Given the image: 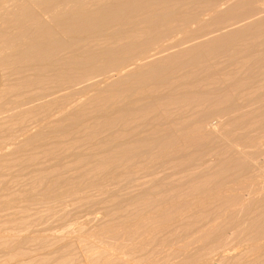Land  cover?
<instances>
[{
	"label": "bare ground",
	"instance_id": "bare-ground-1",
	"mask_svg": "<svg viewBox=\"0 0 264 264\" xmlns=\"http://www.w3.org/2000/svg\"><path fill=\"white\" fill-rule=\"evenodd\" d=\"M5 146L0 222L69 198L126 239L117 264H264V0H0ZM7 220L4 260L77 262L72 241L29 258L49 235Z\"/></svg>",
	"mask_w": 264,
	"mask_h": 264
},
{
	"label": "rangeland",
	"instance_id": "rangeland-1",
	"mask_svg": "<svg viewBox=\"0 0 264 264\" xmlns=\"http://www.w3.org/2000/svg\"><path fill=\"white\" fill-rule=\"evenodd\" d=\"M5 148H6V153H5ZM7 149L10 150V148H7V147L5 146L3 149H0V153H2V154H7V153H9V152H7ZM140 177H141V179H142V175L139 176V179H140ZM139 179H138V180H139ZM146 179L149 180L150 178H143L142 180H139V181H140L139 185H141L144 181H147ZM109 184H110V185H109ZM116 184H117V183L108 182V183L104 184V186H105L107 189H109V190H114V191H117V192H119V193H120V192H121V193H124L123 188H122L120 185L117 186ZM106 185H107V186H106ZM115 185H116V186H115ZM113 186H114V188H113ZM109 187H110V188H109ZM117 187H119V188H117ZM111 188H113V189H111ZM120 188H122V190H121ZM115 189H116V190H115ZM118 189H119V190H118ZM16 190H17V189H16ZM99 194H100V193H99ZM99 194H98L97 191H94V192L91 191V192L89 193L88 197H86L87 199H85L86 202H87V200H92V199L95 200L96 198H97L98 200H101V201H102V195H101V199H100V195H99ZM80 195H81V194H80ZM95 195H96V196H95ZM93 196H95V197H93ZM98 196H99V197H98ZM68 199H69V198H68ZM68 199H67V198H64V199H62V200H60V201H59V200H58V201H57V200L55 201V199H54V200L52 199L53 201H51V200L47 201V202H49L50 204L47 203V202H46L45 204L43 203L44 205L39 204V207H40V205H42V206H41L40 208H38V209H37L36 207L30 206V207H32V208H36L37 210H36V209H30V210H29V209H28V210H27V211H29L28 213H30V214H34V217H35V216H36V217L38 216V218L41 217L42 215H44V219H45V218H46V219H45V221L43 220L44 223H43V221H42V223H41V220L36 218L37 220H39L40 223H39V222H38V223H34V222H37V221H36V220H35V221H34V220H31V218L33 219V215H31V216H32V217H31V216L27 213V214H28V217L30 216V217H29L30 219H29V218H27V214H26V211H25V212H23V217H22V216H21V217L23 218V222H24V220L26 221V222H24V223H27V225H28L27 228L25 227L26 224H24L23 227H22V226L18 227L19 225L16 227V225H15L14 223H12V219H11V218H9V220H7L9 216H13V215H14V217L17 218V215H15V214H16L15 212H13L14 214H12V215H9L8 212L11 214L12 211H15V210H16V212H21V213H22V208H19V206L22 207V205H21V204L19 205L18 203H17L18 205L15 204V205L18 207V209H16V206L13 205V206L15 207V209H14V207L12 206L14 210H12L11 212H10V210L8 209V208H9V207H8L7 210H9V211H5V212H6V214H8L9 216H8V215H7L8 217H5V216H4L5 218L2 217V219H4L5 221L2 220V221L0 222V224H3V225H2V228H3V229L5 228V229L3 230V229H1V226H0V230H1V231H0V237H2L3 234H4L6 231H8L9 228H12L10 223H9V224H10V227H7V226H9V224H7V226H5V225H6V223H5L6 220L9 221V222H10V220H11V223L13 224L12 226L15 225V227H16L17 230L15 231V230H14L15 227H14V229H10L9 233H10V232H11V233H14V231H15V234H17V231H18V235H20V233H21V235H23V234L26 233L25 235L28 236V235H30V234L33 235V231H34V232L36 231V234H37V232H38L37 235H40L41 233H43V236H45V237H47V236L49 235V236H48V237H49V244H48V245H49V246H48L49 248L46 249V250H45V249H41V248H39V247L36 246V245H33V242H32V243H29V244H30V245L28 244L29 246L26 244L28 247H26L25 249L28 248V249H30L29 252L32 251V252H30V253H32V254L27 253V254H29L28 257H29V256H30V257H33V255H34V256H35V257H33L34 259L41 258V257H40L41 255L43 256V254H45V253H47V252H49V251H51V253H52V251H53L54 249L58 248L60 245L62 246L63 243H66V241H70V242L72 241L73 245H74V244L76 245V249H75V247H74L75 245H74V246L72 245V248H73V247H74V248L71 250V253H72V255L75 254V256H76V254H78V255L76 256L77 259L74 257V258L77 260V262H76L75 264H77V263H78V264H87V263L90 262L89 260H90L91 258H93V257L90 258V253H91V256H93V255L96 256V252L98 251V249H100V247L97 248L96 246H94V244H96L95 239H96V240L98 239L97 242H98V244H100L101 246H102V245H103V246L105 245V247H102V248L99 250L100 253H101V256H102L101 258L104 257V259H103V260L100 259L99 262H97L96 264H101V262H102V263L104 262L105 264H108L107 262H109L110 259H113V260H114L116 257L118 258V256H120L119 254H121V256L123 257V256H124V253H125L126 250H125V251H124V250L122 251V250H120V249H121V247H122L121 245H122L123 242H124L123 245H124V246L126 245V241H124V240H126V239H122V240H121V238H122L123 236L118 234L119 236H121V238H118L119 242H121V245L118 246V244L116 243L117 245H116V244H115V245L118 246V247H115V248L118 249L120 246H121V247H120V249H118V250H117V249H113V251H115V253H117V254L114 255V252L112 251V248H114L115 245H114V246H111V245L113 244L114 239L116 240L117 237L113 239V238H111V237L108 236L109 234L107 235L106 233H103L105 230H104L103 232L101 231V230L104 229L105 227H106V228L108 227V225H107V223H108V219H107L106 217L102 216L103 214L101 213V210H99V208L97 209V206H96V208H95V207H93V208L91 207V209H90V207H88V206H82V207H81V206H80V205H81V202L79 203V202L77 201V199H76L77 202L73 201L72 199H71L72 201H71L70 199H69V201H68ZM79 199H80V198H79ZM79 199H78V200H79ZM97 199H96V200H97ZM103 199H104V197H103ZM65 200H66V201H65ZM74 200H75V199H74ZM96 200H95V201H96ZM98 200H97L96 202H99ZM80 201H81V200H80ZM54 202H55L56 204H55ZM57 202H58V203H57ZM70 202H71V203H70ZM75 203H76V205H75ZM83 203H85V201H83ZM70 204H71V205H70ZM79 204H80V205H79ZM52 205H53V206H52ZM55 205H56V206H55ZM77 205H78V206H77ZM34 206H37V205H34ZM59 206H60V207H59ZM75 206H76V207H75ZM12 207H11L10 209H12ZM37 207H38V206H37ZM53 207H55V208H53ZM87 207H88V208H87ZM98 207H100V206H98ZM57 208H58V209H57ZM60 208H62V209H64V210H62V209H60ZM72 208H73V209H72ZM20 209H21V211H20ZM43 209H44V210H43ZM48 209H49V211H48ZM55 209H56L57 211H54ZM59 209H60L61 211H60ZM75 209H76V210H75ZM79 209H80L81 211H80ZM18 210H19V211H18ZM31 210H32V211H31ZM52 210H53V212H51ZM65 210H66V211H65ZM77 210H79L80 213L77 212ZM36 211H37V212H36ZM44 211H45V212H44ZM58 211L61 212V213H62V211H64V212H63L62 215H61V213L59 214ZM74 211H75V212H74ZM98 211H99V213H98ZM38 212H40L42 215H41V214L38 215V214H37ZM42 212H43V213H42ZM46 212H47V213H46ZM49 212H51L50 214H52V215H51L52 217H50ZM35 213H36L37 215H35ZM64 213H65V215H64ZM76 213H77V214H76ZM6 214H5V215H6ZM48 214H49V215H48ZM54 214H55V215H54ZM78 214H79V215H78ZM20 215H21V214H20ZM20 215H19V213H18V216H19L18 218H20ZM24 215H26V216H24ZM40 215H41V216H40ZM66 215L68 216V218H67ZM74 215H75V216H74ZM86 215H87V216H86ZM54 216H55V217H54ZM65 216H66V217H65ZM25 217H26L27 219H26ZM49 217H50V218H49ZM77 217H78V218H77ZM6 218H7V219H6ZM12 218H13V217H12ZM16 218H15V219H16ZM24 218H25V219H24ZM42 218H43V216H42ZM42 218H41V219H42ZM53 218H56V219H53ZM59 218H60V219H59ZM63 218H64V219H63ZM66 218H67V219H66ZM86 218H87V219H86ZM103 218H105L106 220L103 219ZM0 219H1V218H0ZM13 219H14V218H13ZM99 219H100V220H99ZM18 220H19V219H18ZM28 220H29V221H30V220H31V221H34L33 223H34L36 226H34L33 223H32L31 221L29 222ZM58 220H59V221H58ZM64 220H65V221H64ZM85 220H86L88 223H87ZM90 221H91V222H90ZM3 222H4V223H3ZM46 222H47V223H46ZM48 222H49V223H48ZM54 222H55V223H54ZM79 222H80V223H79ZM83 222H84V224H86L85 226H82V225H84V224H82ZM106 222H107V223H106ZM28 223H31L32 227H30L31 225L29 226ZM53 223H54V224H53ZM58 223H59V224H58ZM54 225H56V226H54ZM80 225H81V226H80ZM3 226H4V227H3ZM43 226H44L45 228H44ZM57 226H58V227H57ZM21 227H22V228H21ZM65 227H66V228H65ZM80 227H82V228L84 227V228H83L84 231H83L82 228H80ZM94 227H95V228H94ZM102 227H104V228H102ZM6 228H7V230H6ZM20 228H21V230H20ZM23 228H24V231H22ZM28 228H29V229H28ZM38 228H39V229H38ZM41 228H42V230H41ZM43 228H44V229H43ZM67 228H68V229H67ZM99 228H100L101 230H98V232H97V229H99ZM106 228H105V229H106ZM37 229H38V230H37ZM107 229H108V228H107ZM2 230L5 231V232H3ZM11 230H13V232H12ZM19 230H20V232H19ZM25 230H26V231H25ZM30 231H31L32 233H31ZM44 231H45V232H44ZM60 231H61V232H60ZM63 231H64V232H63ZM81 231H83V232L86 233V234H83V232L81 233ZM93 231H94V232H93ZM95 231H96V232H95ZM99 231L102 232L105 236L107 235V236H106L107 238H103V237H104V236H102L103 234H101ZM118 231H121V230H118ZM118 231H117V232H118ZM1 232H2V233H1ZM92 232H93V234H92ZM105 232H107V230H106ZM6 233H7V232H6ZM39 233H40V234H39ZM73 233H75V234H73ZM95 233H96V234H95ZM97 233H98L99 235H97ZM1 234H2V235H1ZM34 234H35V233H34ZM36 234H35V235H36ZM44 234H45V235H44ZM55 234H56V235H55ZM71 234H72V236H71ZM89 234H90V235H89ZM100 234H101V235H100ZM114 234H115V233H113L112 235L114 236ZM32 235H30V236L32 237ZM35 235H33V236H35ZM37 235H36V236H37ZM46 235H47V236H46ZM54 235L56 236L57 239H58V238H59V239L62 238V240H59V239L57 240V239H55V238H54V237H55ZM57 235H58V237H57ZM67 235H68L69 238L67 237ZM83 235H84V237H85V235H86V236H87V237H86L87 239H86V238H85V240L82 239V238H84ZM95 235H96V236H95ZM112 235L110 234V236H112ZM118 235H117V236H118ZM27 236H24V235H23L24 238L27 237ZM30 236H28V237H30ZM52 236H53V237H52ZM62 236H66L67 239H66V237L64 238V237H62ZM73 236H74V237H73ZM77 236H78V237H77ZM101 236H102L103 239L101 238ZM113 236H112V237H113ZM115 236H116V235H115ZM115 236H114V237H115ZM119 236H118V237H119ZM21 237H22V236H21ZM23 237H22V238H23ZM60 237H61V238H60ZM76 237H77V238H76ZM80 237H82V238H80ZM88 237H90V238H88ZM92 237H93V238H92ZM97 237H98V238H97ZM108 238H109V240L111 239L110 242L113 240L112 243L109 242ZM123 238H124V237H123ZM63 239H65V240H63ZM77 239H79V240L82 239V241H85V243L83 242V243H84V244H83V243H81V242H82L81 240H80V242H79V240L77 241ZM88 239H90V240L87 241ZM100 240H101V241H100ZM106 240H107V241H106ZM118 240H116V241H118ZM55 241H56V242H55ZM57 241H58V242L61 241L62 243L59 242V243H60V244H59V243H57ZM93 241L95 242L94 244L91 243V242H93ZM116 241H115V242H116ZM87 242H88V243H87ZM89 242H90L91 244H90ZM103 242H104L105 244H104ZM115 242H114V243H115ZM56 243H57V244H56ZM72 243H71V244H72ZM101 243H103V244H101ZM80 244H81V245H80ZM82 244L85 246V248H84V246H83ZM85 244H86V245H85ZM106 244H108V245L106 246ZM110 244H111V245H110ZM119 244H120V243H119ZM32 245H33V246H32ZM79 245H80V246H79ZM92 245H93V246H92ZM100 245H97V246H100ZM35 246H36V247H35ZM50 246L53 247V250H51L52 248L50 249ZM57 246H58V247H57ZM86 246H88V247H86ZM108 246H111V247L108 248ZM124 246H123L122 248H125ZM37 247L40 249V251L38 250ZM81 247H83V249H82ZM90 247H91V248H90ZM93 247H94V248H93ZM106 247H107L109 250L106 251V250H105V249H107ZM33 248H34V249H33ZM35 248H36V249H35ZM92 248H93V249H92ZM96 248H97V249H96ZM104 248H105V249H104ZM110 248H111V250H110ZM28 249H27V251H28ZM77 249H78V250H77ZM95 249H96V250H95ZM47 250H48V251H47ZM103 250H105V251H104L105 253L107 252V255L105 254V255L107 256V258L104 256V253H102ZM73 251H74V254H73ZM76 251H77V252H76ZM88 251H89V253H88ZM90 251H93V252H90ZM101 251H102V252H101ZM109 251L111 252V254L113 253V255L108 254ZM33 252H34V253H33ZM38 252H39V253H38ZM84 252H85V253H84ZM123 252H124V253H123ZM86 253H87V254H86ZM93 253H95V254H93ZM98 253H99V252H98ZM100 253H99V254H100ZM1 254L3 255V252L0 250V256H1V257H0V264H13L14 262H15V264H18L17 261H19V264H20V261L22 262V260H24V261H23L21 264H23L24 262H25L24 264H26V263L28 262V261H27L28 259L26 260V257L23 258V256H21V257H18L17 259H15L16 261L14 260V261H12V263H10V262L4 260L5 255H4V257H3ZM38 254H39V255H38ZM49 254H50V253H49ZM99 254H97V255H99ZM122 254H123V255H122ZM31 255H32V256H31ZM80 255H81L82 258L80 257ZM108 255H110V256H109L110 259H108ZM26 256H27V255H26ZM36 256H38V257L36 258ZM2 257H3V259H2ZM30 257H29V258H30ZM111 257H112V258H111ZM78 258H80L81 260L78 259ZM88 258H89V260H88ZM105 258L108 259L109 261H108V260H107V261H104ZM18 259H19V260H18ZM82 259H83V260H82ZM3 260H4V261H3ZM91 260H92V259H91ZM5 261L8 262V263H5ZM87 261H88V262H87ZM1 262H2V263H1ZM3 262H4V263H3ZM16 262H17V263H16ZM82 262H83V263H82ZM91 262H92V261H91ZM110 262H113V263H110ZM110 262H109L110 264H114V263L117 264L115 260H114V261H110ZM104 263H103V264H104ZM91 264H92V263H91ZM93 264H94V262H93ZM159 264H160V263H159ZM161 264H163V263H161Z\"/></svg>",
	"mask_w": 264,
	"mask_h": 264
}]
</instances>
